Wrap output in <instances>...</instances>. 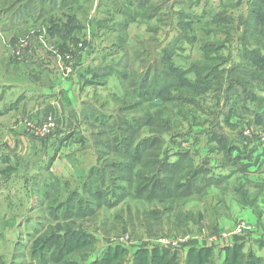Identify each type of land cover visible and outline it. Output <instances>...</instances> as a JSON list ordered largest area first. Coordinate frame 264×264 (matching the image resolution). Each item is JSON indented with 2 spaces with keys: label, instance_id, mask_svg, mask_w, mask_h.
Segmentation results:
<instances>
[{
  "label": "rangeland",
  "instance_id": "1",
  "mask_svg": "<svg viewBox=\"0 0 264 264\" xmlns=\"http://www.w3.org/2000/svg\"><path fill=\"white\" fill-rule=\"evenodd\" d=\"M250 1L37 0V9L33 8V14L36 16L33 19L37 20L34 22L32 20L31 24L21 27L17 34L0 39V78L4 80L11 78L12 81L18 82L17 84L21 83L20 87L32 84L34 89H46L50 85V75L53 78L57 77L55 80L61 79L64 82L74 78L78 84L79 95L85 97L80 105L81 117L84 120L81 130L84 132L83 134L79 130L74 132L72 142L62 146L64 147L62 151H65L67 146L75 144L88 149L81 151L78 149L79 153H65L69 168L64 169L63 162L56 166V169H60L58 173L55 171L56 174L51 171V165L57 153L50 164V171L45 169L47 159L41 163L36 152L26 159L9 163L8 170H13L11 172L13 176H10L8 182L0 185V190L4 188L0 193V264H36L29 254L31 240L37 230L50 226L53 205L65 199L71 189H79L90 167L115 159L113 156L107 157L104 161L97 159L94 153L96 145L93 144L94 138L91 133L98 131L100 126L92 125V117L100 113L106 115L114 113L121 106L132 103L134 98L129 85L143 75L149 62L153 64L154 60L160 59L161 56L165 61L157 67L166 71L169 77L160 75V82L172 83V86H168L166 94L160 96L162 100L152 98L142 106L143 108L124 111V116L139 117L145 114V110L150 112L154 119L161 116L166 125L154 126L151 128L152 131L144 127L136 140L149 132H156L162 139V144L158 143V146L170 149L169 161H176L174 165L181 162L185 168L191 165V168L208 166L210 170L213 169L209 163L210 156L215 151L223 150L221 147L224 139L221 138L220 143L217 138L222 137L224 125L228 124L227 108L222 106L225 101L226 78L211 77L206 86L202 87L199 86L201 82L195 80L198 77L196 72L190 70L195 64L197 67L228 70L239 60L244 65L248 64L244 58L248 49H259L264 53V26L258 32V41H254L250 35L242 37L244 23H250V19L245 17V14L249 13ZM179 12L182 13V18L179 17ZM219 13L224 17L219 18ZM261 15H264V10ZM18 16L25 19L29 14L19 12ZM238 19L242 20L241 25H236ZM83 36L86 41H81ZM168 51L173 52L169 59L164 57V52ZM167 63L188 73H172L166 69ZM97 65L104 68L112 67L111 72L98 75L96 82L89 84L90 69ZM153 69L151 77L154 75ZM185 77L192 81V85L185 83ZM229 77L237 79L235 73ZM252 82L254 85L255 82ZM253 91L257 94L262 90L258 87L255 89L254 86ZM15 93L17 94L16 91L13 94ZM180 96H189L192 103H183L179 100ZM62 99L65 106L70 105L67 95ZM251 101H238L240 103L236 104V108L242 107L244 110L245 106L252 105ZM30 113H26L23 119L21 117L22 124L29 129L26 133L40 139H50L48 146L44 148H50L51 156L57 145L61 147L67 141L68 130L60 136V131L53 132L58 124L57 118L54 117L55 120L51 118L50 130L41 134L37 131L47 124L50 115L44 113L41 115L42 119H35ZM243 117L245 121L249 119L247 116ZM253 119L254 121H249L247 127H251L253 133H264L258 127L260 124L256 123L257 116ZM213 123L219 124L216 134L215 129L211 127ZM7 136L5 141L13 144V135L9 133ZM37 140L33 138V142L30 143L35 145L39 142ZM175 149H187V156L181 159L173 155ZM71 155L74 157L78 155V159L72 162ZM163 159L162 157L161 160ZM66 173L69 175H63ZM114 175L126 178V181L121 183L129 187L127 181L129 175L125 173L120 175L116 171ZM236 175V180L230 184L225 179L208 184L200 180L201 182L195 185L191 184L192 190L191 187L185 186L176 189L174 198L167 200L156 197L148 199L141 196L125 197L113 208L100 207L96 215L71 220L69 225L88 230L95 236L94 243L89 245L91 247L88 257L82 264H88L100 257L108 243H118L125 247L120 264H130L135 249L162 246L159 240L168 239H173L181 248L177 244L175 247L167 245L163 247L177 251L180 261L184 259L192 244L214 247L209 259L216 264H221L225 260L227 250L224 248L233 243L240 242L242 248L239 250L247 253L250 246H245L243 237L250 233L255 225L234 212L239 211V206L245 204L253 210L259 209L255 199L250 200V196H257L254 189L248 190L244 184L238 182L239 174ZM19 177L22 181L28 182L36 179L37 193L27 192V195L28 193L33 195L31 199L27 195L21 196L22 187L26 189L30 187H20L17 184L20 181L17 179ZM12 189L18 192L14 196L15 199ZM31 189L35 192L34 187ZM171 190L169 188L168 191ZM185 190H191V195H182ZM89 195L87 192L86 197ZM62 213V210L56 213L59 219ZM117 214L120 215L119 219L114 217ZM221 220L230 222L227 229L219 227ZM148 233L153 235L150 236ZM230 235L238 237L230 238L228 237ZM13 242L14 245L17 243L18 245L15 247L13 245L12 249ZM83 253L85 250H77L71 258L79 259Z\"/></svg>",
  "mask_w": 264,
  "mask_h": 264
},
{
  "label": "trees",
  "instance_id": "2",
  "mask_svg": "<svg viewBox=\"0 0 264 264\" xmlns=\"http://www.w3.org/2000/svg\"><path fill=\"white\" fill-rule=\"evenodd\" d=\"M252 1L249 3V13L245 16L247 19H250V23H244L242 37L251 36L254 41H258V32L264 26V15H261L262 10H264V0ZM178 15L181 18L183 17L181 12ZM218 16L219 18L224 17L222 13H219ZM172 53V51L164 52V57L169 59ZM244 58L248 63L247 65H244L239 60L228 70H217L216 67L210 68L207 66H202V68L197 67L196 64L190 70L196 72L199 79L196 77L195 80L201 82L199 86L202 87L206 86L211 77L226 78L225 101L222 105L227 108L226 115H229L231 111L236 109V104L240 103L238 101L255 100L257 95L253 91L254 86L255 89L258 87L264 91V53L260 52L259 49H248ZM164 61L165 59L161 56L160 59H155L153 64L149 62L143 75L137 77L129 85L134 98L132 103L121 106L114 113L111 112L107 115L100 113L98 116L92 117V125L95 127L100 126L97 129L98 131L91 133L94 138L93 144L94 146L96 145L94 153L97 159L104 161L109 156H113L115 159L90 167L79 189H71V192L65 199L58 200L59 202L53 205L51 208L53 215L50 226L48 225L42 230H37L31 240L29 254L36 264H82L87 259L88 251L91 247L89 245L94 243L95 236L88 230L69 225V222L75 218L82 219L93 214L96 215L97 209L100 207L104 209L113 208L122 202L125 197L136 198L141 196L145 197V199L156 197L160 200L162 198L167 200L168 198H174V192L178 188L181 189L185 186L191 187L192 190L191 184L195 185L201 181H206L205 184H208L212 180L217 183L221 180V178L217 179L214 177L212 169L210 170L208 166L202 168L195 166L191 168V165H188L185 168L181 162L174 165L176 161H169L168 153L170 149H163L161 145L158 146V143L162 144V139L161 135L156 132H149L147 134L149 136L139 137L136 140L142 128L147 127L149 131H152L151 128L154 126L166 125V121L161 116L154 119L153 115L146 110L145 114L139 117L124 116V111L143 108L142 106L145 103L150 102L152 98H160V96L166 94L167 87L172 86V83L160 82V75L169 77L166 71L157 67L164 63ZM217 66H220V64H217ZM105 67L108 70L101 65L92 67L90 69L91 78L89 81L87 80L88 83H95L98 75H106L111 72L112 67ZM152 69L154 73L153 77L150 76ZM166 69L172 73H188V71H181L178 67L169 65V63H167ZM232 73H235L237 79L229 77ZM186 78H184L185 83L192 85V81ZM252 81L255 82L254 85ZM202 83L204 84L202 85ZM147 87L148 90H146ZM170 98L168 97V99ZM179 100H182L183 103H192V99L189 96H180ZM211 127L215 129L214 134H216L219 124L213 123ZM70 136V133L66 135L67 138ZM221 138L224 139L223 135L217 138V141L220 143L221 141L219 140ZM58 150L59 145L55 147L51 156L49 153L45 164L47 170ZM173 152V155L183 159L187 156L188 150L175 149ZM162 157L164 158L163 160H161ZM8 168L9 165L3 168L1 172L3 174L11 173L13 170H8ZM185 169L186 171H184ZM114 171L120 175L125 173L130 176L127 180L129 187L121 183V181H126V178L116 177ZM98 174L99 176L97 177ZM31 185L30 189L28 188L30 190L29 193L36 194V187L38 186L36 179H32ZM32 187L35 188V192L32 191ZM169 188L172 189L170 192L168 191ZM190 191H182V195H188ZM87 192L90 194L89 197H86ZM60 210L63 213L59 219L56 213ZM114 217L115 219H119L120 215L117 214ZM60 221L64 223H60ZM148 235L152 236L153 234L148 233ZM241 248L240 242L225 247L227 256L221 264H261V258L252 250L245 253L239 250ZM81 249L85 250V253L79 259L71 258L75 251H80ZM125 250V247L121 244L108 243L102 255L93 259L88 264H120ZM212 250H214V247L192 244L188 248L184 259L180 261L177 251L167 247L152 246L151 249L140 248L133 251V258L130 264H216L212 259H209Z\"/></svg>",
  "mask_w": 264,
  "mask_h": 264
},
{
  "label": "crops",
  "instance_id": "3",
  "mask_svg": "<svg viewBox=\"0 0 264 264\" xmlns=\"http://www.w3.org/2000/svg\"><path fill=\"white\" fill-rule=\"evenodd\" d=\"M24 1L16 0L15 2H13L9 0H0V39H4L5 37L17 34L21 30V27H25V25L27 26L31 24L32 20L33 22L37 20L33 19L36 17L33 14V8L37 9V0ZM24 11L30 12L24 13ZM19 12L22 14H29L28 18L23 19L21 16H18ZM245 15H247V13ZM240 18H242V16H240ZM27 19H29L31 22ZM241 23L242 20L238 19L236 25H241ZM83 40L86 41L85 36H83L81 41ZM56 78L57 77L53 78L50 75V85L46 89H34L32 87V84H28L26 86L22 85L20 87L21 83L17 84L18 82L16 83L12 81L13 79L11 78H9L8 80L0 78V81L2 79V81L0 82V139H3L0 140V172L3 168L7 167L11 161L26 159L28 156H32V153L34 152H36L37 158L39 157L38 159L41 163L46 162L44 160L48 158L47 155H49L50 153V148H44V146H48L50 139H40L34 137L32 134L29 136L26 133L27 131L29 132V129L24 127V124H22V119L26 117L25 114L29 112H31L30 115L35 119H42L41 115L44 113L50 115V118H57L58 124L53 132L60 131V136L62 133L68 130V133L71 134L70 138H67V141L64 142L61 147H59L57 157L51 165V171L54 174L60 171V169H56V166L61 165L63 162L64 169L69 168L66 157H64V155H66L65 153H79V150L81 151V149H88L82 147L80 144H75L73 146H67L66 150L62 151L64 148L62 146H65L72 142L74 132H76L77 130H79L82 134L84 132L81 130L82 125L84 124V120L81 117L80 105L82 101H84L83 99H85V97H83V95H79L78 84L74 78L73 80L70 79V81L65 80V82L61 79L55 80ZM15 91L17 92V94L15 93L16 95L13 94ZM13 95H15V97L11 99ZM66 95L70 99V105L68 106H65V103L62 99L63 96ZM256 95L257 96L255 100L251 101L252 105L245 106L244 110L242 107H238L234 111H231L229 113L226 120V123L228 124L224 125L223 146H219V148L221 147L223 150L211 153L212 155L210 156L211 159L209 160V163H211V166L213 168L212 173L214 174V177L217 179L221 178L220 181L225 179L228 180V183L230 184L231 182H233V180H236V174H239V176L237 177L238 182L244 184L247 189H254V193L257 196H250V200L255 199L256 205L259 210H253L249 207L248 204H245L244 206H239V208L236 207L239 211L234 213L239 214L241 218L245 219L250 224L252 223L253 225H255L254 229L250 233L245 234L243 239L245 238V246H250L249 250H252L257 256H259L262 260L261 263H263L264 142L259 140L257 134L253 133L251 127H247L249 121H254V116H257L258 119H255L256 123L260 124V126L258 127H260V129L264 131V91H260V93H257ZM40 102H45V104H40ZM35 109L37 112L35 111ZM243 116H247L249 117V119L245 121ZM18 122L21 123L19 124ZM246 129H249L250 132L245 133ZM9 133L13 135V144H9V142L5 141V139L8 138L7 135ZM33 138L38 139L37 141H39L38 143L34 142L36 143L35 145L31 144L33 142ZM206 150L207 152L209 151L208 149ZM70 157V160L72 162L76 160V158L78 159V155H76L75 157L71 155ZM67 159L69 160V155H67ZM214 163L216 164L214 165ZM48 170L50 171V166ZM10 174L11 173H0V185L8 182L10 176H13L12 174ZM63 175H69V173ZM17 179H20V181L17 183L18 185H20V187L27 186L28 188L32 186V180L31 182H28V180L22 181L20 177ZM212 182L214 181L212 180ZM3 189L0 190V193L3 191ZM29 189L22 187L21 196L27 195V192H30ZM11 192L13 194V197L18 194V192H16L14 189H12ZM27 196H29L28 198L31 199L33 195H30L28 193ZM31 211H33V209H31ZM229 223V221L221 220V222L219 221L218 225L220 228L222 227L224 229H227ZM228 237L231 238L238 236L230 235ZM13 245L14 242L11 245L12 249ZM15 246L16 245H14V247ZM3 261L5 262V260H2V262Z\"/></svg>",
  "mask_w": 264,
  "mask_h": 264
},
{
  "label": "built area",
  "instance_id": "4",
  "mask_svg": "<svg viewBox=\"0 0 264 264\" xmlns=\"http://www.w3.org/2000/svg\"><path fill=\"white\" fill-rule=\"evenodd\" d=\"M52 125V121H51V118L49 119V121L47 122V124L46 125H44V126H42L41 127V130H39V131H37V132H39V133H45V132H47V131H49L50 129V126ZM250 132V130L249 129H246L245 130V133H249ZM256 134H257V136H258V138H259V140H261V141H263L264 142V133H261V132H255ZM241 230V228H239V231ZM169 240V241H168ZM167 241H165V240H159V241H161L160 242V244H163V245H167V246H172V247H175L176 246V244L178 245V243H176L175 241H173V239H168ZM158 241V242H159ZM162 245V246H163ZM178 246H180V245H178Z\"/></svg>",
  "mask_w": 264,
  "mask_h": 264
},
{
  "label": "bare ground",
  "instance_id": "5",
  "mask_svg": "<svg viewBox=\"0 0 264 264\" xmlns=\"http://www.w3.org/2000/svg\"><path fill=\"white\" fill-rule=\"evenodd\" d=\"M180 247V246H179Z\"/></svg>",
  "mask_w": 264,
  "mask_h": 264
}]
</instances>
